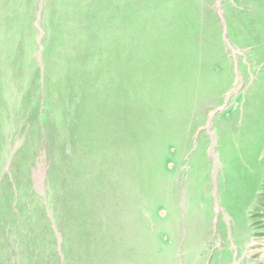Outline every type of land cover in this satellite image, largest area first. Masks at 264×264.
I'll return each instance as SVG.
<instances>
[{"label": "rangeland", "instance_id": "obj_1", "mask_svg": "<svg viewBox=\"0 0 264 264\" xmlns=\"http://www.w3.org/2000/svg\"><path fill=\"white\" fill-rule=\"evenodd\" d=\"M0 264H264V0H0Z\"/></svg>", "mask_w": 264, "mask_h": 264}, {"label": "water", "instance_id": "obj_2", "mask_svg": "<svg viewBox=\"0 0 264 264\" xmlns=\"http://www.w3.org/2000/svg\"><path fill=\"white\" fill-rule=\"evenodd\" d=\"M215 176H216V173H215Z\"/></svg>", "mask_w": 264, "mask_h": 264}]
</instances>
